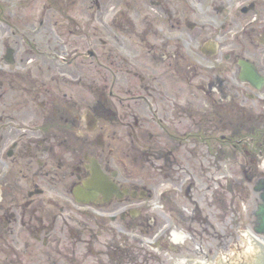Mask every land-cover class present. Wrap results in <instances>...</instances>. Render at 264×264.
Segmentation results:
<instances>
[{
    "label": "flooded vegetation",
    "instance_id": "flooded-vegetation-1",
    "mask_svg": "<svg viewBox=\"0 0 264 264\" xmlns=\"http://www.w3.org/2000/svg\"><path fill=\"white\" fill-rule=\"evenodd\" d=\"M229 1L116 10L82 50L73 10L0 0V264H191L188 223L221 243L205 207L232 209V148L264 140V0Z\"/></svg>",
    "mask_w": 264,
    "mask_h": 264
},
{
    "label": "rangeland",
    "instance_id": "rangeland-1",
    "mask_svg": "<svg viewBox=\"0 0 264 264\" xmlns=\"http://www.w3.org/2000/svg\"><path fill=\"white\" fill-rule=\"evenodd\" d=\"M53 1V8L57 12H61L62 9L73 10L72 14L77 17V26H75L73 23L70 24L68 19L61 14L59 18L54 17V20L58 21L61 29L66 31L65 38H71V41L73 42H75L76 40L69 35V30L71 29V27L76 30L75 36L78 42L77 46L81 47L82 50H84L83 46L85 40L80 32L83 33L86 30H92L95 32L93 26H101L102 22H104L108 17L112 16L116 10H127L133 16L136 15L137 12H139L141 18H144L145 15H149L153 10H160L165 6L167 7L168 4H171V7L173 9L181 10L183 13H187V15H189V18L192 17L189 20H196L195 17L201 15H218L217 13L221 11L218 8L221 9L222 6H225L226 12L224 14H227L228 11H232L231 8L228 9L229 4L231 3L229 0H161V7L153 5L152 1L154 0ZM43 2H46L48 4L47 0H28L27 4L25 5H27L28 10H33L37 9L40 6V3ZM10 3L19 5L20 2L19 0H10ZM104 8L106 14L104 13ZM222 14L223 13H220V18ZM53 15V12L49 13L50 17ZM87 16H91L92 24H88L86 22V19H88ZM32 17L33 16L31 12H29L28 19L31 18V20H34V18ZM208 25H210V23ZM79 37H81L82 39H80ZM148 39L149 37L142 40L144 46L148 44ZM96 49L99 50L98 45H96ZM114 58L116 57L114 56ZM125 66L130 67L127 64H125ZM244 147L245 148H243V150H241L240 148H232V193H230V195H226L227 199H229V197L230 201L232 199V209H230L229 207H216L214 209L205 207V211L203 214V217L209 218L211 224L214 223L218 227L219 230L217 231V234L221 237V243L212 240V237L206 233L200 234L201 236L199 237V239H197V224H195L194 228L191 230V224L188 223L189 231L186 229V233L189 232L187 237V246L189 251H187L186 254L189 257H197L194 251L197 250L199 245H204V249H206L203 255H201V258H205L206 256H208L209 260H212L219 254L227 253L237 247L248 243L249 238L243 235V233L245 230H253V227L248 222V220L252 218L253 211L257 210L258 204L260 203L259 194L256 193L253 188L254 186H256V183L259 181V179L261 177H264V140L262 139V137H259L255 144H246ZM247 176L251 179V183L247 182ZM207 226L209 227V225ZM226 229L230 230L231 233V236L228 239L223 238V233ZM190 236L194 239L192 240ZM230 244L232 245L230 246ZM212 249H214V251L209 253V250ZM173 257L174 261H177L178 256L173 255Z\"/></svg>",
    "mask_w": 264,
    "mask_h": 264
},
{
    "label": "water",
    "instance_id": "water-1",
    "mask_svg": "<svg viewBox=\"0 0 264 264\" xmlns=\"http://www.w3.org/2000/svg\"><path fill=\"white\" fill-rule=\"evenodd\" d=\"M256 191H262L261 197L264 201V181H260V183L256 187ZM258 215L262 219L261 224L256 227V232L260 234H264V203L260 205ZM253 247L258 248V243L252 242ZM232 253V262L237 261L238 264H264V253L260 249H251V246H249V242L237 247L227 253L222 254L220 257V264H228L226 262L227 259H225L226 255H229ZM217 259L214 258L212 260H209L210 262H213ZM231 259V257H229ZM219 264V263H218Z\"/></svg>",
    "mask_w": 264,
    "mask_h": 264
},
{
    "label": "bare ground",
    "instance_id": "bare-ground-1",
    "mask_svg": "<svg viewBox=\"0 0 264 264\" xmlns=\"http://www.w3.org/2000/svg\"><path fill=\"white\" fill-rule=\"evenodd\" d=\"M251 242L257 243L256 241H251Z\"/></svg>",
    "mask_w": 264,
    "mask_h": 264
}]
</instances>
